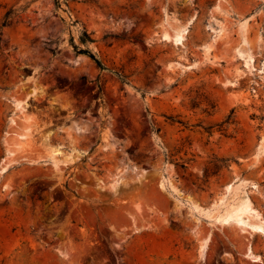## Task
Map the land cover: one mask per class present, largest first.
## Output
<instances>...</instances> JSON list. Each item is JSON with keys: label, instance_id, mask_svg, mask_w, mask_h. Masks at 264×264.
I'll use <instances>...</instances> for the list:
<instances>
[{"label": "rangeland", "instance_id": "rangeland-1", "mask_svg": "<svg viewBox=\"0 0 264 264\" xmlns=\"http://www.w3.org/2000/svg\"><path fill=\"white\" fill-rule=\"evenodd\" d=\"M8 12L0 264H264V0Z\"/></svg>", "mask_w": 264, "mask_h": 264}, {"label": "bare ground", "instance_id": "bare-ground-1", "mask_svg": "<svg viewBox=\"0 0 264 264\" xmlns=\"http://www.w3.org/2000/svg\"><path fill=\"white\" fill-rule=\"evenodd\" d=\"M184 34H185L184 29H181L180 28V29H177L175 31L174 35H170L168 33H165V37H168V38H171L172 37L176 41H181L183 39V37H184ZM210 48H211V46L206 50V56H208L210 54V51H209ZM252 62H253V58L252 57H250L249 59L246 60L247 65L252 64ZM5 169H6V167L3 168V170H5ZM228 188L231 189L230 186ZM250 208H251V205L249 203H247V202H244V203H242L239 206L233 207L231 209V211L227 214V216H226L225 219H228L229 217H234V216L240 217L243 213H245L246 211H248ZM252 256H253V258L255 260H259V256L257 257V256H255L253 254H252Z\"/></svg>", "mask_w": 264, "mask_h": 264}, {"label": "trees", "instance_id": "trees-1", "mask_svg": "<svg viewBox=\"0 0 264 264\" xmlns=\"http://www.w3.org/2000/svg\"><path fill=\"white\" fill-rule=\"evenodd\" d=\"M9 14H10V12H8V13L4 16V19H3L2 23L0 24V40H1V36H2V29H3V27H5V26H7V25L9 24V21H8V19H9ZM81 40H82L83 42H85V43H87V42H89V41H92V39H91L89 33H87V31L84 32L83 37L81 38ZM81 52H82V53H87V54H89V55L94 59V61L97 63V65H98L99 67H102V63H101V61H100L98 58H96L95 55H94L93 53H91L90 50H86V49L84 50V49H82ZM205 172H206V176H208L209 174L207 173V171H205Z\"/></svg>", "mask_w": 264, "mask_h": 264}]
</instances>
